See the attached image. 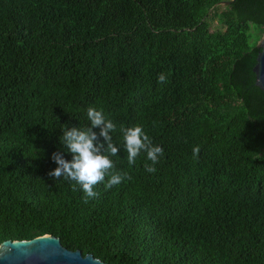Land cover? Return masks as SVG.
I'll use <instances>...</instances> for the list:
<instances>
[{
    "label": "trees",
    "instance_id": "1",
    "mask_svg": "<svg viewBox=\"0 0 264 264\" xmlns=\"http://www.w3.org/2000/svg\"><path fill=\"white\" fill-rule=\"evenodd\" d=\"M223 1L0 0V243L50 236L104 264H264V0ZM90 106L118 146L120 126L139 125L164 155L149 173L121 148L132 179L84 203L48 173Z\"/></svg>",
    "mask_w": 264,
    "mask_h": 264
},
{
    "label": "clouds",
    "instance_id": "2",
    "mask_svg": "<svg viewBox=\"0 0 264 264\" xmlns=\"http://www.w3.org/2000/svg\"><path fill=\"white\" fill-rule=\"evenodd\" d=\"M158 84L167 83V75L160 73L157 77ZM87 118L90 125L87 127H76L64 125L63 135L60 137L63 145L62 151L54 152L52 161L57 165L54 170L49 171L48 176L53 180L74 182L73 191L83 192V201L88 203L91 199L99 197L97 186L104 184L105 190L120 185L125 180H131L128 172L118 170L112 157L118 156L121 148L127 153L126 159L129 166L135 164L141 153L146 154L145 171L155 173V165L159 163L164 155L163 148L155 145L150 137L139 125L133 127L120 126L122 133V144L117 145L113 139V133L117 131V124L107 119L103 110L95 107H88ZM99 129V132L94 131ZM193 158L197 159L200 147L193 148ZM65 152L71 155L72 159L65 158ZM0 243V249L4 248ZM94 264H102L99 258H94Z\"/></svg>",
    "mask_w": 264,
    "mask_h": 264
},
{
    "label": "water",
    "instance_id": "3",
    "mask_svg": "<svg viewBox=\"0 0 264 264\" xmlns=\"http://www.w3.org/2000/svg\"><path fill=\"white\" fill-rule=\"evenodd\" d=\"M234 1H223L218 5L229 7ZM256 48L258 55L252 70L255 84L264 92V37ZM2 244L5 246L0 249V264H94L91 255L82 256L79 251L72 252L62 248L60 240L50 236H43L30 242L7 241Z\"/></svg>",
    "mask_w": 264,
    "mask_h": 264
},
{
    "label": "rangeland",
    "instance_id": "4",
    "mask_svg": "<svg viewBox=\"0 0 264 264\" xmlns=\"http://www.w3.org/2000/svg\"><path fill=\"white\" fill-rule=\"evenodd\" d=\"M216 26H217V24L215 23V24H214V28H216Z\"/></svg>",
    "mask_w": 264,
    "mask_h": 264
}]
</instances>
